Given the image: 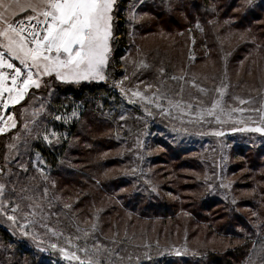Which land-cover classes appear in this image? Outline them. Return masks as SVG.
Returning <instances> with one entry per match:
<instances>
[{
	"label": "rangeland",
	"instance_id": "obj_1",
	"mask_svg": "<svg viewBox=\"0 0 264 264\" xmlns=\"http://www.w3.org/2000/svg\"><path fill=\"white\" fill-rule=\"evenodd\" d=\"M196 1L200 4L201 0ZM215 1L218 15L206 22L219 41L212 50L205 46L201 57L196 45L208 40L207 29L198 19L193 24L188 21V0H117L115 39L110 44L105 80L62 82L54 75L44 76L40 89H30L24 100L9 106L7 114L14 116L16 127L0 134V183L6 185L0 202L10 205L6 213H0V227L14 238L13 244L29 247L38 260L45 256L53 264H80L81 260L86 264L89 256L102 259L104 264H196V251L202 246L213 249L230 243L197 227L187 234L176 229L169 235L159 229V224L148 221L134 222L133 230L114 239L101 228L105 221L99 216L101 211L94 210L91 216L82 213L69 221L64 218L59 209H69L72 202L61 198V192L70 194L71 185L59 189L53 175L57 166L52 170L55 164L50 165L36 148L55 149L60 145L63 127L80 116L79 110L51 108V101L55 106L61 104L54 101L59 85L101 86L111 91L113 109L99 106V114L109 118L101 117L111 125L115 145L113 151L103 155L102 173L113 174L114 182L127 183L124 205L129 194L140 192L145 199L161 193L156 200L143 201V208L162 200L169 207L172 193L180 192L177 187L195 179L205 192L203 198L208 195L221 202L225 198L226 203L232 199L238 217L246 221L252 218L253 211L245 204L252 195L249 185L255 182L264 189V180L258 177H264L263 169L251 179V162L257 157L264 160V131L252 130L264 129V0ZM223 14L225 18L221 19ZM178 20L185 24L182 31L174 26ZM120 24L121 36L117 35ZM252 34L259 36V49L248 45L253 43L247 42ZM93 117L100 121L97 112ZM102 125L106 126L104 122ZM253 149L256 151L249 155L242 154L246 158H237L234 153ZM173 152L181 157L173 161L168 154ZM80 163L74 154L71 167H67L71 175L87 172V166ZM45 188L47 200H36ZM181 190L182 195L194 193L187 186ZM37 202L55 214L46 211L42 223H32L41 220L39 214L29 215L32 209L28 205ZM17 206L19 211L13 213L11 209ZM152 211L161 213L157 207ZM226 212L217 204L208 210L206 219L217 228L228 221ZM9 215L16 217L15 222L8 220ZM33 245L42 249L38 251ZM97 245L101 248L99 256ZM13 248L0 234V264H11ZM254 252L249 247L242 261L263 264V256L250 259Z\"/></svg>",
	"mask_w": 264,
	"mask_h": 264
},
{
	"label": "trees",
	"instance_id": "obj_2",
	"mask_svg": "<svg viewBox=\"0 0 264 264\" xmlns=\"http://www.w3.org/2000/svg\"><path fill=\"white\" fill-rule=\"evenodd\" d=\"M205 1L208 0H201L200 4H197L196 0H188L189 3L187 4L188 6H186V8H188L186 11L188 21L193 24L194 21L198 19L207 29L208 40L200 41L199 44L196 45L201 51V57L205 54V46L212 50L215 46L214 43L219 41L215 36L212 27L206 22L208 18L218 15L215 10L217 2L215 0H210L208 3H205ZM220 18L224 19L225 14ZM119 20H121V18ZM182 24L183 23L178 20V22L174 23V26H176L178 31H182L185 29L183 26L185 24ZM168 30H170V28H168ZM121 33L122 28L120 24L117 35L121 36ZM176 38L178 39L179 37ZM258 39L259 36L257 34H252L247 42L252 41L253 43H248V45L254 46L255 50L256 48L259 49V47H257L259 46L257 43ZM119 47H124V44L121 45L119 43ZM242 49L243 47H241L238 52H241ZM118 56L119 53H116L115 57ZM55 92L56 96L54 101L57 103L61 101V104L55 106L51 101L50 106L52 109L55 110L61 107V109L67 111L73 109L80 111L79 118L70 125L63 127L64 131H60L61 137L59 146L50 151L40 148L39 146L36 147L41 154L46 157V161L50 165L51 163L55 164L52 166V170L57 166V169L53 170V175L56 174L59 189L63 191V188L67 186V184L72 187V189L71 187H68V189H70V194L67 193V195H64V193L61 192V198L66 197L72 202V204H70L71 208L69 207V209H67L63 206L59 209L64 218L69 221L82 213L91 216L94 210L101 211L99 216H101L102 220L105 218L101 228L102 230L105 228L107 232H110L114 239L117 238L120 233L127 235L129 229L133 230L132 224L136 221L157 223L161 226L159 229L166 231L169 235H172L176 229L180 232L181 230H184L185 234H187L189 230L195 227L200 229L204 228L208 233L212 232L216 238H219L222 241L230 240V243H227L228 245L225 247L213 249L202 246L200 250L198 249V251H196L198 253L195 257L196 264H245L242 259L249 247L255 250L254 256L250 259L261 258L263 256L262 263L264 264V208L262 207L261 201L263 199L264 189L260 187L258 183L253 182L251 185L248 184L252 195L248 198L246 201L247 203L245 204L249 206L248 208H250V210L253 211L252 214H254L252 215V218H247L248 221L242 220L236 215V212H234L235 203L232 199L226 203L225 198L222 199V202L216 198H210L208 195L206 198H203L202 194L205 192L202 191L200 183L195 182V179H192V182H186L177 187V190L180 192H176L177 194L172 193L169 207H166L164 205L165 202L162 200L161 203L151 204L153 202H149L148 204H145L146 207L143 208V205L140 206L143 201L156 200L161 197V193L158 197L155 193L153 195L148 194V199H145L140 192L135 193L136 195H133L132 193L129 194L126 205H124L127 183L118 181L114 182L113 180L115 176H113V174L105 175L102 173L105 165L103 155L106 154V152L109 153L110 151H113L115 145L110 136V130L112 127L107 122L109 118L99 114V106L102 105L107 111L113 109L110 105V101L114 98L111 91L109 92V90H106L105 87L101 86H81L77 88V86L72 85H59V88H57ZM95 112L100 116L98 118L100 121L94 120L93 116ZM101 117H106L104 119L107 121L103 120ZM103 122L106 124L105 127L102 125ZM91 129H93V133L91 132ZM65 132L66 134L64 136ZM254 151L256 150H247L246 153L242 152L240 154L234 151V153L237 158H246V156H243L242 154L249 155L250 152ZM74 154H76L80 160L81 166H87V172L84 173L79 167L78 171L83 173H80L77 176L70 174L67 167H71L69 164L71 163ZM168 154L173 161H175L176 158L181 157L178 156V153L176 152ZM69 161L70 163H68ZM73 161L75 160L73 159ZM187 162L191 164V167H195L192 165L191 161L187 160ZM251 166V179H254L261 169L264 170L263 158H255V160L251 162ZM157 171L160 172V170ZM258 177L261 178L259 181L264 180V177ZM104 186H108L109 188L105 189ZM184 186L189 188V192L194 190V193L192 195H182L183 191L181 189ZM217 204H220L221 207L226 209L227 212L225 216L228 218V221L226 224L217 226L216 228L212 227L207 221L206 213L209 209L213 207L215 208ZM153 207L160 209L161 213L156 211L150 212ZM237 229H240L241 231H237ZM0 234L6 239V243L10 242V244L14 246L13 260L11 264H53L49 261V258L45 256L44 260H38L37 256L32 254L29 247L27 248L22 245L13 244L14 242H12V240L14 238L9 235L7 230L1 227ZM38 246L39 245H33L34 249L40 251L42 247L38 249ZM9 250L11 252V249ZM152 264L164 263L152 262Z\"/></svg>",
	"mask_w": 264,
	"mask_h": 264
},
{
	"label": "snow or ice",
	"instance_id": "obj_3",
	"mask_svg": "<svg viewBox=\"0 0 264 264\" xmlns=\"http://www.w3.org/2000/svg\"><path fill=\"white\" fill-rule=\"evenodd\" d=\"M116 2L0 0V125H3L0 126V134L16 127L14 116L7 114L9 106L24 100L30 89H40L42 77L54 75L62 82L106 79L104 69L108 64L111 41L115 39ZM20 15H25L27 23L25 19H18ZM218 103L213 104V108ZM5 115L7 121L4 120ZM252 130L264 131L261 128ZM44 139L51 143L48 135ZM5 191L6 185L0 183V196H4ZM35 199L46 201L47 189ZM9 206L0 202V213H6ZM28 207L32 209L29 215L36 217L39 214L41 217L40 221L33 220L32 223H42L46 211L55 214L39 202ZM11 210L15 213L19 207ZM7 218L13 222L16 219L14 215ZM83 251L88 255L87 248ZM100 252L97 245L96 255L99 256ZM80 264H85V261L81 260ZM86 264H104V261L89 256Z\"/></svg>",
	"mask_w": 264,
	"mask_h": 264
},
{
	"label": "crops",
	"instance_id": "obj_4",
	"mask_svg": "<svg viewBox=\"0 0 264 264\" xmlns=\"http://www.w3.org/2000/svg\"><path fill=\"white\" fill-rule=\"evenodd\" d=\"M28 14H30V13H28ZM26 15H27V14H26ZM21 18H25V15H20V16H18V19H21ZM0 51H2V49H0ZM15 63L18 65V61H16Z\"/></svg>",
	"mask_w": 264,
	"mask_h": 264
},
{
	"label": "built area",
	"instance_id": "obj_5",
	"mask_svg": "<svg viewBox=\"0 0 264 264\" xmlns=\"http://www.w3.org/2000/svg\"><path fill=\"white\" fill-rule=\"evenodd\" d=\"M25 23H27L26 19H25ZM7 71V70H6Z\"/></svg>",
	"mask_w": 264,
	"mask_h": 264
}]
</instances>
